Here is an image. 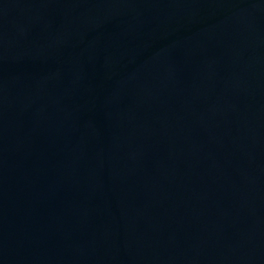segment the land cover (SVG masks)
Listing matches in <instances>:
<instances>
[{"label":"water","instance_id":"obj_1","mask_svg":"<svg viewBox=\"0 0 264 264\" xmlns=\"http://www.w3.org/2000/svg\"><path fill=\"white\" fill-rule=\"evenodd\" d=\"M0 264H264V0H0Z\"/></svg>","mask_w":264,"mask_h":264}]
</instances>
